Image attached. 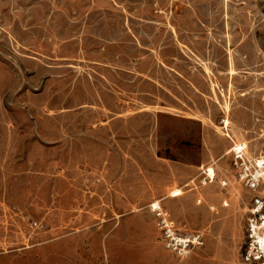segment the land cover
<instances>
[{
  "label": "rangeland",
  "instance_id": "rangeland-1",
  "mask_svg": "<svg viewBox=\"0 0 264 264\" xmlns=\"http://www.w3.org/2000/svg\"><path fill=\"white\" fill-rule=\"evenodd\" d=\"M222 121L264 149V0H0V264H261Z\"/></svg>",
  "mask_w": 264,
  "mask_h": 264
},
{
  "label": "built area",
  "instance_id": "built-area-1",
  "mask_svg": "<svg viewBox=\"0 0 264 264\" xmlns=\"http://www.w3.org/2000/svg\"><path fill=\"white\" fill-rule=\"evenodd\" d=\"M224 135L230 140L228 153L234 180L248 194L243 234L244 260L264 264V149L250 153L243 142L230 138L225 121H222ZM199 180H191L188 185L193 188L213 183L214 175L209 167L203 166ZM222 187L227 182L220 181ZM156 218L158 241L170 254L178 258H187L194 251L204 246V233L201 231L182 230L173 226L165 217L158 204L151 205Z\"/></svg>",
  "mask_w": 264,
  "mask_h": 264
},
{
  "label": "bare ground",
  "instance_id": "bare-ground-1",
  "mask_svg": "<svg viewBox=\"0 0 264 264\" xmlns=\"http://www.w3.org/2000/svg\"><path fill=\"white\" fill-rule=\"evenodd\" d=\"M225 124L227 125L228 123H227V122H225Z\"/></svg>",
  "mask_w": 264,
  "mask_h": 264
},
{
  "label": "crops",
  "instance_id": "crops-1",
  "mask_svg": "<svg viewBox=\"0 0 264 264\" xmlns=\"http://www.w3.org/2000/svg\"><path fill=\"white\" fill-rule=\"evenodd\" d=\"M172 197H177V196H172Z\"/></svg>",
  "mask_w": 264,
  "mask_h": 264
}]
</instances>
